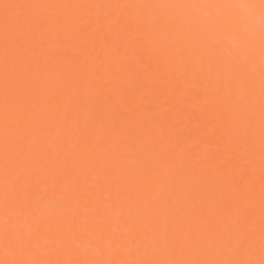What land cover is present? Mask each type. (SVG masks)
Returning <instances> with one entry per match:
<instances>
[{"label":"snow or ice","instance_id":"6c2138e0","mask_svg":"<svg viewBox=\"0 0 264 264\" xmlns=\"http://www.w3.org/2000/svg\"><path fill=\"white\" fill-rule=\"evenodd\" d=\"M3 23L4 68L2 86L3 133L0 137V264H264V0L258 3H215L179 5H129L125 7H174L216 10L203 18H187L178 30L174 18H154V33L149 37L175 43L185 33L193 44L191 56L202 50L215 61L218 73L225 70L230 58L231 70H243L241 52L253 43L256 18H234L235 9L258 10L261 120L259 142L261 157V192L259 208V258H255L254 195L250 183L235 184L230 195L211 190L220 206H201L188 220L182 213L160 216L161 207H172L169 200L151 198L154 191L174 194L177 177L167 165L171 147L150 142L148 155L120 151L117 133L103 129L97 121L104 115L103 106L89 109L81 104L79 89L93 86L89 73L105 71L119 79L130 73L128 65L118 71L105 66L97 55L92 57L87 43L71 62L92 60L91 68L79 72L78 79H67L62 71H50L41 59L59 55L45 48L46 40L63 41L71 25L67 17L42 18L29 15L34 8L83 9L85 5H35L6 3ZM118 7V6H117ZM15 10L14 15H9ZM118 21V18H117ZM165 25V29H161ZM242 26L239 44L224 49L223 35ZM124 31V29H118ZM88 41L94 33L77 29ZM56 85L55 90L53 86ZM103 89L102 78L98 84ZM221 97V93H217ZM236 98L237 107L224 120L230 143L228 148L240 160H250L255 135L252 115L256 96L249 86L241 91L233 82L222 101ZM83 112L84 125L79 126ZM227 111V109H226ZM75 117V119H73ZM124 148L134 139L135 128L127 130ZM219 138V133H216ZM150 142V143H149ZM214 155V154H210ZM227 163H231L230 161ZM247 169L241 172L243 177ZM96 174L95 183L89 177ZM184 175L183 170L180 171ZM161 178L168 183L162 184ZM199 185L194 184L195 191ZM59 191L58 200L49 193ZM183 205L181 204L180 207ZM243 211L244 215H241ZM228 215L229 223L209 221L208 217ZM151 233L148 243L144 236ZM87 238L88 249L78 246ZM110 250L113 258L93 256V250ZM178 252L179 255L174 253ZM75 257V258H73Z\"/></svg>","mask_w":264,"mask_h":264},{"label":"bare ground","instance_id":"6f19581e","mask_svg":"<svg viewBox=\"0 0 264 264\" xmlns=\"http://www.w3.org/2000/svg\"><path fill=\"white\" fill-rule=\"evenodd\" d=\"M259 0H0V86L3 82L4 47L3 23L6 3H24L35 5H85L83 9L34 8L28 14L42 18L67 17L71 30L63 41L46 40L44 47L59 55H50L41 59V64H48L50 71H62L67 79H78L79 72L85 67L91 68L92 60H81L77 65L71 57L79 54V48L87 43L92 57L99 55L105 66L118 71L121 64L128 65L130 73H121L116 79L111 72L89 73V83L93 92L88 93V86L79 89L81 104L89 109L97 105L103 106L104 115L97 121L103 129H111L117 133L120 151L145 156L150 148L144 138L150 135V142L171 147L172 159L167 165L170 174L177 177V188L174 194L152 192L151 198L169 200L172 207H161L160 216L182 213L188 220L198 214L201 206H220V202L212 199L211 190H224L230 195L235 184L250 183L254 195L255 215V258H259V208L261 192V157L259 142V126L261 113L259 109L260 94V56H259V12L258 10L235 9L234 18L252 15L256 18L253 43L240 55L243 70L233 73L230 58L225 54L226 65L222 73L214 68V59L206 51L195 57L191 56L192 42L185 33L183 40L175 43L158 41L149 37L154 33V18H174L178 22V30H183V22L187 18H203L206 14L220 15L221 12L200 8L174 7H125L129 5H179V4H215V3H258ZM118 6V7H117ZM14 15L15 10H10ZM118 18V21H117ZM161 25V29H165ZM86 28L94 33V39L88 41L84 33L77 29ZM124 29V31H118ZM243 31L242 26L234 28L223 35L224 49L237 47ZM102 78L103 89L98 87ZM233 82L238 83L241 91L251 86L255 91L256 103L252 115L255 135L252 138L250 160H240L229 148L227 128L224 120L217 119L218 112L228 116L231 109L237 107L236 98L228 97L226 90ZM56 85L53 86L55 90ZM221 93V97L217 96ZM227 109V111H226ZM75 119V117L73 118ZM84 125L83 112L79 114V126ZM135 128V139L124 148L127 130ZM3 133L2 88H0V137ZM216 133H219V138ZM149 142V143H150ZM214 154V155H210ZM231 163H227V162ZM247 169L242 177L241 172ZM184 175L181 176L180 171ZM96 174L89 177V183H95ZM167 184L166 178H161ZM194 184L199 187L194 191ZM59 191L49 193L50 200H58ZM183 205L180 207V205ZM241 215H244L243 211ZM209 221L229 223L228 215L210 216ZM151 233L144 236L148 243ZM77 244L82 249L89 248L88 239L79 238ZM179 255L178 252L174 253ZM93 256L113 258L110 250L101 248L93 250ZM75 258V257H73Z\"/></svg>","mask_w":264,"mask_h":264}]
</instances>
